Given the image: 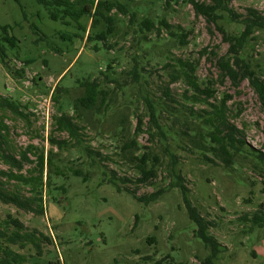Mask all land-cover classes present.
<instances>
[{
  "label": "rangeland",
  "instance_id": "obj_1",
  "mask_svg": "<svg viewBox=\"0 0 264 264\" xmlns=\"http://www.w3.org/2000/svg\"><path fill=\"white\" fill-rule=\"evenodd\" d=\"M17 1L0 0V28L12 26L10 33L19 40L18 49L7 51L8 68L0 62V95L17 102L25 115L20 118L5 113L9 144L16 154L29 145L46 153L52 149L56 154L52 157L54 166L64 176L52 175L51 182L53 188H65V192L53 190L45 194L41 216L0 203L1 220L10 214L28 231L41 233L52 241L41 244L39 255L33 249L15 248L27 255L28 264H201L211 252L197 237L180 191L168 187L177 181L175 175L183 178L191 206L213 225L208 233L220 246L213 264H264V229H250L251 223L246 220L259 206H264V165L245 154L236 156L229 169L219 160L209 163L202 159L185 136L194 127V115L186 109L191 107L186 100L191 92L185 83L176 81L168 85L170 95L179 102L178 105L166 103L171 114L162 116L167 130L177 133L175 140L169 135L162 143H157L155 138L149 141L145 131L137 139L142 147L151 148L150 153L161 159L152 185L138 183L134 163L120 153L123 141L132 137L136 117L144 118L143 130L146 129L145 99L162 96V88L169 83L168 72L163 70L167 58L192 62L201 87L214 93L210 101L227 100L231 123L244 133L245 151L252 148L264 153V110L248 80L235 85L230 78L221 76L217 62L225 56L228 45L215 26L197 17L187 0H171L168 6L158 0H118L128 2V12H135V20L129 23V15H120L115 36L109 40L113 48L103 50L99 44L100 50L95 51L94 43L86 42L91 26L89 18L82 21L86 34L79 33L81 37H74L68 44L58 34L78 33L73 26L49 21L35 0ZM230 7L241 15L247 9H254L264 17V0H231ZM144 17L155 22L159 34L155 29L144 34L138 31V23ZM161 20L170 28L160 27ZM220 23L229 34H239L242 30L230 21ZM171 32L176 36H170ZM144 35L147 39H143ZM0 36H3L1 30ZM181 36L186 37L183 45ZM133 57L142 68L141 84L119 91L107 115H89L79 122L85 126L80 133L84 146L105 159L100 160L94 154L88 157L69 146L63 150L52 148L50 137L67 139L65 133L54 131L53 117L58 115L60 102L72 114L67 106L82 93L76 81L102 78L100 72H105L106 65L112 63L116 77L123 83ZM240 57L249 64L252 74L264 78V29L253 31ZM56 87L66 91L55 92ZM55 95L59 103L53 99ZM183 104L185 108L181 107ZM204 108L195 105L193 111ZM121 127L126 129L123 138L115 135ZM165 146L176 155L175 173L163 151ZM29 158L35 160L34 155ZM29 167L26 165L25 169ZM0 168L8 169L1 162ZM76 168L88 174L86 182L68 171ZM111 172L120 180H127L117 181L121 191L108 183ZM125 188L138 196L159 189L165 193L156 202L145 205L138 203Z\"/></svg>",
  "mask_w": 264,
  "mask_h": 264
},
{
  "label": "trees",
  "instance_id": "obj_2",
  "mask_svg": "<svg viewBox=\"0 0 264 264\" xmlns=\"http://www.w3.org/2000/svg\"><path fill=\"white\" fill-rule=\"evenodd\" d=\"M40 11H43L48 20L53 23H58L65 27L73 26L78 33H59L58 36L66 43H72L74 37H79V33L86 34L87 29L83 25L84 19L91 20V26L86 36V42L94 43V50H100L98 45L101 44L103 50H110L113 45L109 43L111 37L115 36L116 22L120 15L128 16L129 23L135 20V12H128L127 3L118 0H35ZM164 1L168 6L171 0ZM206 1V2H205ZM198 2L187 0L186 3L193 7L197 17L201 16L209 25H214L215 28L222 34L223 41L228 45L227 52L224 57L218 59V67L223 78H230L237 85L238 81L248 80L250 87L258 98L262 109L264 110V78L252 74L249 64L241 57V51L247 40L256 29H264V17L254 9H247L245 15L234 13L230 7L231 0H205ZM16 2H18L16 0ZM241 26L242 30L239 34H229L224 31L222 23L224 21ZM160 27L170 28L165 20L159 22ZM138 31L144 34L145 31L151 32L156 30L159 34V27L155 26V22L148 17L142 18L138 23ZM32 28L38 31V27L32 25ZM12 26H3L0 28L3 36H0V62L6 68L8 49H18L19 40L10 31ZM10 33V34H9ZM174 37L176 34L170 33ZM43 37L46 38L45 35ZM81 37V35H80ZM181 40V45L184 44ZM143 39H147L146 35ZM58 51V50H56ZM60 53V51H59ZM133 65L126 73L123 83L116 77L112 63L106 65L105 72H100L102 78L87 79L82 78L76 81V85L81 89L82 93L79 97L73 100L68 105L72 114L70 115L65 110L64 102L59 103V99L54 96V100H58V115L53 117L54 131L65 133L67 139L57 140L50 137L49 143L52 148L63 150L66 147L77 149L79 152L86 154L88 157L94 154L100 160L105 159L98 152H93L89 146H84L81 138V131L85 126L79 122L87 116L100 117L107 115L113 109L115 96L117 93L128 86H136L141 84L143 76L139 66L138 59L132 58ZM163 70H167L170 77L169 83L162 88V96L145 99L147 107L148 123L144 128V118L136 117V125L132 132L131 138H126L120 148V153L123 158H127L134 163V170L139 175L137 182L140 184L150 183L157 178V170L159 169L161 159L156 154H151V148L142 147L137 139L138 136L145 131L149 136V141L153 138L157 143L167 141L169 135L174 141L177 133L167 130V126L162 123V116L166 113L170 115V106L178 105V100L172 98L169 93L168 85L176 81H182L187 85L191 92L190 98L186 100L191 104V107L186 108L191 111V116L194 115L193 128H190V134H185L189 137V143L199 152L202 159L209 163H215L219 160L224 164L226 169L232 167L233 160L236 156L245 154L253 157L258 163L264 165V153L256 152L254 149L245 151L247 143L244 140V133L231 123L229 118V109L227 100L217 102L214 98V93L207 87L202 88L201 84L195 75L196 67L192 62L184 61L178 58H167V62L163 64ZM55 92L66 91L65 88L56 87ZM156 99V100H155ZM195 105H202L205 108L197 112L193 111ZM185 108L186 106L181 105ZM174 109V108H173ZM11 113L20 118H25V115L20 110L17 102L10 100L0 95V162L8 169L0 168V203L3 205L13 206L17 210L25 213H32L35 216H41L44 213V196L53 190H61L65 192V188H53L51 176H64V172L54 166L52 157L56 154L53 150L47 153L42 148L29 145L17 154L12 150L9 142V130L4 123L5 113ZM174 116V115H172ZM176 118V116H174ZM166 128V129H165ZM126 129L121 127L120 133L115 134L123 138ZM172 132V134H171ZM140 150H143L140 153ZM170 158L172 171L175 173L174 166L177 165L176 155L166 148L163 150ZM256 152V153H254ZM212 154V157L209 156ZM34 155L35 160H30L29 156ZM26 165H30L25 169ZM54 166L55 168H52ZM73 177L82 178L84 182L88 179V174H84L80 169L68 170ZM104 173V172H103ZM106 176V173H104ZM177 181L168 184L170 188L178 189L181 193L182 201L186 207L190 221L196 227L195 232L197 237L203 244L210 249V255L201 264H213L219 253V244L208 232L213 225L206 221L198 211L191 206L188 199V189L183 183V178L175 175ZM120 178L114 172L107 177L109 184L114 186L117 191H121L117 181ZM122 182L126 179L120 180ZM126 183V182H125ZM126 189V188H125ZM169 189V188H168ZM138 203L150 204L156 202L164 193L165 190L159 189L156 192L138 196L135 191L126 189ZM54 199V198H53ZM256 212L251 213L248 221L251 223L250 229H264V206ZM43 242L52 243L49 237L36 231H28L27 228L17 218L8 214L4 219H0V253L3 257L0 259V264H28V257L19 251L33 249L40 254L41 244ZM18 249L19 251L15 250ZM48 264H52L49 262Z\"/></svg>",
  "mask_w": 264,
  "mask_h": 264
}]
</instances>
